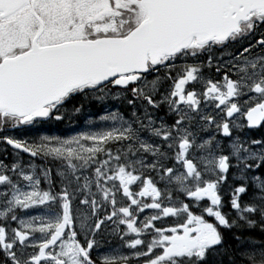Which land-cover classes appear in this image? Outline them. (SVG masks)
Returning a JSON list of instances; mask_svg holds the SVG:
<instances>
[{
	"label": "snow or ice",
	"instance_id": "obj_1",
	"mask_svg": "<svg viewBox=\"0 0 264 264\" xmlns=\"http://www.w3.org/2000/svg\"><path fill=\"white\" fill-rule=\"evenodd\" d=\"M0 264H264V0H0Z\"/></svg>",
	"mask_w": 264,
	"mask_h": 264
},
{
	"label": "rangeland",
	"instance_id": "obj_2",
	"mask_svg": "<svg viewBox=\"0 0 264 264\" xmlns=\"http://www.w3.org/2000/svg\"><path fill=\"white\" fill-rule=\"evenodd\" d=\"M99 113V111H92L91 110V114L94 116V115H96V114H98ZM53 127V126H52ZM62 127V134H60L59 132H58V130H56V129H52L51 128V133L52 134H58V135H70V134H75V132L76 131H79V130H82V128H83V123L82 124H80L79 123V126H66V125H62L61 126Z\"/></svg>",
	"mask_w": 264,
	"mask_h": 264
},
{
	"label": "flooded vegetation",
	"instance_id": "obj_3",
	"mask_svg": "<svg viewBox=\"0 0 264 264\" xmlns=\"http://www.w3.org/2000/svg\"><path fill=\"white\" fill-rule=\"evenodd\" d=\"M91 109H92V111H96V112L99 111V109H97L95 106H93ZM82 119H83V118H81L80 121H82Z\"/></svg>",
	"mask_w": 264,
	"mask_h": 264
}]
</instances>
